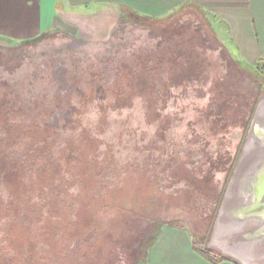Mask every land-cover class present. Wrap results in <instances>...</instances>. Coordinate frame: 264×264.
Returning <instances> with one entry per match:
<instances>
[{
  "label": "rangeland",
  "instance_id": "374dc122",
  "mask_svg": "<svg viewBox=\"0 0 264 264\" xmlns=\"http://www.w3.org/2000/svg\"><path fill=\"white\" fill-rule=\"evenodd\" d=\"M72 16L69 29L0 39V264H31L29 249L37 264H143L160 225L198 229L203 249L222 254L211 243L229 244L243 226L221 216L264 107V70L234 57L191 6L159 19L119 7ZM153 136L163 146L144 163L139 146ZM132 157L147 174L116 184L112 168ZM34 193L41 215L57 219L46 236L6 232L20 220L43 229L30 225Z\"/></svg>",
  "mask_w": 264,
  "mask_h": 264
},
{
  "label": "crops",
  "instance_id": "0c3cea01",
  "mask_svg": "<svg viewBox=\"0 0 264 264\" xmlns=\"http://www.w3.org/2000/svg\"><path fill=\"white\" fill-rule=\"evenodd\" d=\"M184 6L203 11L240 62L252 67L264 62V0H0V39L25 42L69 29L75 25L72 14L82 9L119 7L159 19ZM202 239L191 226L160 225L147 243L143 264H264L263 250L244 256L233 239L226 245L211 243L230 259L208 260L200 253Z\"/></svg>",
  "mask_w": 264,
  "mask_h": 264
},
{
  "label": "water",
  "instance_id": "95a60500",
  "mask_svg": "<svg viewBox=\"0 0 264 264\" xmlns=\"http://www.w3.org/2000/svg\"><path fill=\"white\" fill-rule=\"evenodd\" d=\"M230 187L221 217L243 225L236 240L264 251V107L252 122Z\"/></svg>",
  "mask_w": 264,
  "mask_h": 264
},
{
  "label": "trees",
  "instance_id": "16d2710c",
  "mask_svg": "<svg viewBox=\"0 0 264 264\" xmlns=\"http://www.w3.org/2000/svg\"><path fill=\"white\" fill-rule=\"evenodd\" d=\"M263 63V62H262ZM246 66H248V65H246ZM249 68H253V69H262V70H264V63L261 65V63L260 64H258V65H256L255 67H252V66H248ZM155 120V122L157 121V124H159L160 125V122H161V120L162 119H158V118H155L154 119ZM159 125L157 126V127H159ZM153 142H152V144H151V142H150V144L148 143L147 145H137V146H139L140 147V149L143 151V153H144V155H145V157L143 156V160L145 161L144 163H146L147 162V160H148V164H150V163H152V160H154L155 159V157H159V154L157 155V156H155L154 157V154H155V152L157 151H159L160 150V148H161V145L163 146V142L161 143V139H158V138H156V137H154L153 136ZM79 144L80 145H83L84 144V140L83 139H79V142H78V145L76 144V147L78 148V146H79ZM154 148L153 150V152H151L150 151V148ZM75 151H76V149H75ZM156 152V153H157ZM75 153V156H77V154H76V152H74ZM148 157V158H147ZM3 158H5V157H3ZM116 158V157H115ZM124 160H120L119 159V167L117 166H114L112 169L114 170V172L116 171V173L118 174V175H120L119 177H118V175H117V177H116V179L114 180V181H116V184L118 183H120L121 181H124V180H128V179H130V178H139V176L141 177V176H143V174H147V172H148V168L147 167H145L144 165H143V163H140V158H138V157H132L131 159H128V158H123ZM147 159V160H146ZM22 161H23V159L22 158H17V163H18V165H20V164H22ZM118 161V159L116 158V162ZM9 162V161H8ZM9 164V167H10V170L11 171H13L16 175H17V173L19 174V172L17 171H15L14 170V168H13V166H14V163H8ZM131 165V166H130ZM131 171V172H130ZM157 175V174H156ZM45 177H48V176H45ZM99 179H100V176H99ZM37 181V179H35L34 181H33V179L32 180H29V183H30V185L31 184H33L34 182H36ZM0 182H1V180H0ZM22 182H24V183H26L27 182V180H22ZM39 184L41 183V182H38ZM99 184V183H98ZM111 185V188H112V183L110 184ZM33 186H34V184H33ZM114 186V185H113ZM95 187V186H94ZM96 188V187H95ZM95 188L93 189V193H92V195L94 196V198H99V196L102 194H100L99 195V191L100 190H98L97 188H96V190H95ZM36 196V194L34 193L33 195H31V197L33 198L32 200H30V201H28L27 203L31 206V207H29L28 209H29V211H32L33 212V214H34V223L32 224V221H31V224L30 225H34L35 223H36V227H38L41 223V221L42 222H44V224H42V230L41 231H39V227L37 228V229H34V226H27L26 224H24V222H21V220L20 221H18V222H16L15 224H9V226L10 227H8L7 228V231L6 232H10L11 231V228L13 227V229L14 230H16V232L18 231V226H25V227H28V229H31L30 231H31V233L32 234H35V236H36V234H37V236H39V234H42L43 236H46L45 234L47 233V229H48V226L50 227V225H49V221H50V224H51V220H54V221H56L57 219L55 218V217H51V218H49L48 216L46 217V218H44L43 217V214L41 215V211H42V209H41V207H40V203L38 204V205H36V203L34 202V199L36 198L35 197ZM25 208V207H24ZM26 210H27V208H25ZM41 212V213H40ZM42 216V217H41ZM35 217H37V218H35ZM48 219V220H47ZM59 220V219H58ZM12 223V222H11ZM30 227V228H29ZM13 230V231H14ZM35 230V231H34ZM52 230H53V228H52ZM41 232V233H40ZM9 237L10 238H13L14 240H15V235L12 237L11 236V234L9 235ZM10 238H8V239H10ZM14 240H10L11 241V243H9L10 241H8V245H7V248L8 249H11V248H14L13 247V243H14ZM61 242H63V241H58V243H61ZM10 244H12V245H10ZM60 245H62V243L60 244ZM60 247V246H59ZM60 249H61V247H60ZM28 251H31L30 252V256L31 257H29V262L31 263V264H37L36 262L37 261H39V257L37 256V255H34L32 252H33V249H29ZM200 253L206 258V259H208V260H211V261H214V262H219V261H221V260H224V259H230V258H228L227 256H225V255H223V254H219V253H217L216 251H214L213 249H202V250H200ZM35 256V258H33L32 256Z\"/></svg>",
  "mask_w": 264,
  "mask_h": 264
}]
</instances>
